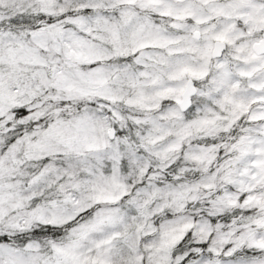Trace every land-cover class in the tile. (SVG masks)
<instances>
[{"label": "snow or ice", "instance_id": "obj_1", "mask_svg": "<svg viewBox=\"0 0 264 264\" xmlns=\"http://www.w3.org/2000/svg\"><path fill=\"white\" fill-rule=\"evenodd\" d=\"M0 264H264V0H0Z\"/></svg>", "mask_w": 264, "mask_h": 264}]
</instances>
